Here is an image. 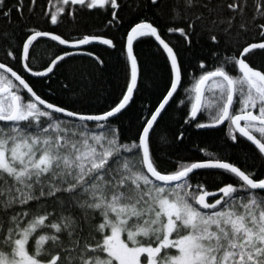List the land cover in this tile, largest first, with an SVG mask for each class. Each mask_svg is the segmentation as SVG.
Returning a JSON list of instances; mask_svg holds the SVG:
<instances>
[{
	"label": "snow or ice",
	"instance_id": "obj_1",
	"mask_svg": "<svg viewBox=\"0 0 264 264\" xmlns=\"http://www.w3.org/2000/svg\"><path fill=\"white\" fill-rule=\"evenodd\" d=\"M126 4L48 0L42 10L41 19L57 27L104 16L106 33L67 37L27 23L0 33V264H264V63L253 59L264 57V0H136L125 17ZM14 12L20 20L41 15L37 0H0L7 24ZM176 34L186 52L207 46L192 73L166 39ZM38 38L66 47L40 62ZM146 40L165 56L169 78L162 100L144 108L127 134L121 120L140 91L136 49ZM101 46L125 66L112 104L78 109L75 100L40 91L78 54L102 74ZM174 94L184 115L173 146L188 128L211 133L224 125L225 144L250 142L252 155L234 162L223 147L205 144L201 156L174 152L162 167L156 129Z\"/></svg>",
	"mask_w": 264,
	"mask_h": 264
},
{
	"label": "trees",
	"instance_id": "obj_2",
	"mask_svg": "<svg viewBox=\"0 0 264 264\" xmlns=\"http://www.w3.org/2000/svg\"><path fill=\"white\" fill-rule=\"evenodd\" d=\"M251 2V0H250ZM15 3V0H9V4ZM28 3V0H25ZM136 0H127V4L123 11L125 17L128 16L131 9L127 5L135 6ZM48 6V0H37V11L41 15H31L26 13L25 20H20L16 13H13V23L7 24L5 20L0 17V33L19 25L21 28L25 23L28 25H35L41 30H53L57 34H63L67 37H75L80 34L87 33H99L107 32L105 24L107 23L104 16H88L83 15L77 24H73L71 20H65L58 27L45 23L42 19V10ZM123 31V29H121ZM111 35L119 36L113 30ZM171 43L175 44L180 50L185 69L188 73L195 71L193 65L195 63L196 56L207 55V46L198 47L191 53L186 52L183 47L182 40L179 38V34L169 35L166 37ZM40 43L35 46V55L39 58L40 62H43L49 58V56L57 52L61 46L57 43L47 40L39 39ZM102 47L98 48L101 51L102 58L105 59L107 67L102 74H97L94 70L92 61L85 56H73L70 59V64L62 69V75L54 76L51 81H46L49 87H42L40 89L43 93L51 91L53 98L62 103H69L70 100L77 101L74 106L78 109L83 108L85 110H97L105 108L106 106L117 100L121 90L125 85V66L123 63V57L118 56L117 53L102 51ZM5 45L0 42V61L5 58ZM138 55V61L141 66V80L140 91L138 95H134V103L131 106V110L122 117L121 123L127 134H132L135 131V125L139 123L137 119L143 112L144 108L154 109L158 103L162 100V96L165 93V85L169 78V68L167 66L165 56L161 51L157 50L156 44L152 40H146L140 44L136 49ZM257 63H264V57H254ZM71 68L72 75L68 76L67 68ZM69 84L70 87L79 92L84 90L83 96L70 97V94L63 89V84ZM183 83V81H182ZM191 77H188V83L185 86H190ZM179 99H184V94L181 89L177 92ZM177 99V94L173 100ZM172 102L162 114L163 119L159 120V128L156 129V147L158 149V155L162 160V167H170L167 161L171 158L173 161L176 156L173 153H179L184 157L197 158L202 155L198 151V148L204 147L205 144L211 147L208 150L216 151L218 148L223 147V154L226 158H230L234 162H243L247 157H250L255 148L248 142L243 143L239 148L228 147L225 144L227 129L224 126L211 133H205L202 130L195 128H188L185 135V140L182 145L175 147L172 144L173 136L177 135L180 130H183L182 117L184 115L183 105H178ZM132 125V127H129ZM188 126H184L187 128ZM161 137L167 140V143L161 139ZM251 164V159L248 160ZM257 169L259 170V164L257 162ZM201 179H204L203 177ZM209 183L214 182L213 177H207Z\"/></svg>",
	"mask_w": 264,
	"mask_h": 264
},
{
	"label": "water",
	"instance_id": "obj_3",
	"mask_svg": "<svg viewBox=\"0 0 264 264\" xmlns=\"http://www.w3.org/2000/svg\"><path fill=\"white\" fill-rule=\"evenodd\" d=\"M38 39H47V40H49L48 38H38ZM54 42V41H53ZM55 43H57V42H55ZM61 47H66V46H61ZM83 47H85V48H87L88 46H83ZM75 56H80L79 54L78 55H75ZM82 56V55H81ZM178 90H179V88H178ZM178 90H177V92H178ZM135 95V94H134ZM176 94H174V96H175ZM174 96H173V98H174ZM173 98H171L170 100H169V104L172 102V100H173ZM169 104L168 105H165V108L167 109V107L169 106ZM164 113V111L162 110V114ZM158 120H159V118H158ZM219 127V129L220 128H223L224 127V125H221V126H218ZM249 144H250V142H248ZM253 146V145H252ZM254 147V146H253Z\"/></svg>",
	"mask_w": 264,
	"mask_h": 264
}]
</instances>
